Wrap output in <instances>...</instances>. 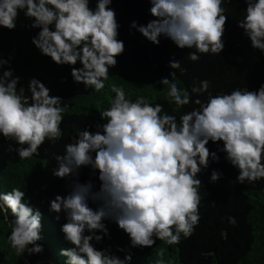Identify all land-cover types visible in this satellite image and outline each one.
<instances>
[{"label":"clouds","instance_id":"9594fccd","mask_svg":"<svg viewBox=\"0 0 264 264\" xmlns=\"http://www.w3.org/2000/svg\"><path fill=\"white\" fill-rule=\"evenodd\" d=\"M155 19L146 25L133 21L131 28L159 45L161 36L171 39L179 48L195 49L187 55L198 61L202 54H219L228 16L223 0H149ZM246 15L238 27L250 38L251 46L264 52V0H244ZM0 0V26L15 29L21 12L32 19L31 28L40 31L32 43L42 55L56 64L71 65L75 82L105 87L110 68L125 51L118 39L120 24L113 0ZM82 67H75L77 63ZM9 60L0 56V134L15 141L20 160L39 155L46 140L56 141L63 135L61 124L68 105L37 78H31L25 95L20 76ZM169 67L181 68L171 59ZM175 75V71L171 76ZM158 83L168 86L170 102L183 107L192 103V93L208 92L210 82L200 81L191 91L182 89L168 77ZM115 93L110 107L101 113L106 121L96 124V131L84 129L65 145L63 154L55 157L53 175L76 176L67 195L57 194L49 205L59 220L66 222L61 231L72 246L62 248L65 264H130L131 252L123 258L111 250L95 247L93 241L110 238L105 220H112L130 239L131 247H152L156 240L168 245L190 237L199 223L202 180L198 174L224 159L239 170V183L264 178V84L256 90L236 88L230 93L212 95L200 108L179 117L163 111L161 104H151L144 96L127 98L122 86L112 85ZM163 113V114H162ZM218 145L210 150L209 142ZM223 141V146L219 142ZM84 166L99 172L101 185L94 190L92 180L80 182L79 169ZM222 173L213 169L210 182ZM90 201L97 203L93 208ZM11 213V231L7 239L21 257L42 253V212L20 188L0 191V212L5 219ZM235 224V218L229 217ZM99 233V234H97ZM123 248L118 251H123ZM164 249L154 264H167Z\"/></svg>","mask_w":264,"mask_h":264},{"label":"trees","instance_id":"16d2710c","mask_svg":"<svg viewBox=\"0 0 264 264\" xmlns=\"http://www.w3.org/2000/svg\"><path fill=\"white\" fill-rule=\"evenodd\" d=\"M96 0L91 6L95 7ZM225 15L228 16L223 36L225 47L219 54L198 53L200 59L188 58L195 49L179 48L171 39L161 36L156 45L139 31L131 28L133 21L147 24L155 19L149 11V0H113L110 5L120 24L118 39L125 43V51L117 57V65L109 70L105 87L96 91L94 87H85L74 81L71 65L56 64L49 56L42 55L32 43V37L40 29L31 28L32 19L21 12L15 29L0 26V56L9 60L7 69H14L20 76V85L25 87V95L31 78L41 80L51 89V95L63 98L68 105L61 124L63 135L56 141L46 140L39 148V155L20 160L16 149L18 145L11 138L0 134V191L7 192L20 188L30 197L31 204L42 214V235L39 241L44 247L42 253L21 257L16 255L7 237L10 234L11 213L5 219L0 212V264H65L66 257L60 256L62 248L72 246L65 240L61 226L66 222L64 213L60 219L55 212L49 211L50 201L57 195H67L76 176L59 178L53 175L57 161L55 157L63 154L65 145L72 141L84 129L95 132L96 124L106 123L101 113L110 107L115 93L112 85L122 86L127 98L135 100L139 96L147 98L151 104H161L163 111L179 117L194 108H200L194 101L199 98L203 103L212 95L230 93L236 88L256 90L264 84V52L251 46L250 38L238 27L239 20L246 15L247 4L244 0H223ZM180 61L183 73L169 67V61ZM75 67H82L78 62ZM175 71V75L171 73ZM162 77H168L182 89L191 91L193 85L208 80L210 87L205 93H192V103L180 107L170 102L168 86L158 83ZM163 114V113H162ZM223 146V141L219 142ZM208 147L216 151L218 145L209 142ZM221 159L211 162L203 169L198 178L201 197L199 205V223L190 237H183L178 244L168 245L159 239L152 247H131L129 236L112 220H105L110 238L93 241L98 249L111 246L113 253L123 258L131 252L130 264H154L157 253L164 249L163 259L167 264H264V178L243 184L236 180L239 170L224 159L225 153H219ZM216 169L222 173L216 182H210V176ZM98 170L91 166L79 169L80 182L92 180L94 190L101 185ZM96 208L97 203L90 201ZM235 218V224L229 222ZM99 234V233H97ZM123 248V251L118 249Z\"/></svg>","mask_w":264,"mask_h":264}]
</instances>
